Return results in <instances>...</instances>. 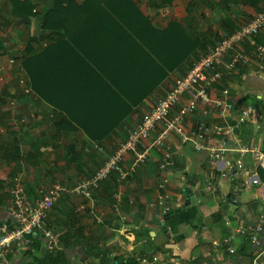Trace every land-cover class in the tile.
I'll use <instances>...</instances> for the list:
<instances>
[{
    "label": "crops",
    "instance_id": "obj_1",
    "mask_svg": "<svg viewBox=\"0 0 264 264\" xmlns=\"http://www.w3.org/2000/svg\"><path fill=\"white\" fill-rule=\"evenodd\" d=\"M129 1L136 9L126 0H0V222L10 219V178L19 177L33 198L56 182L71 190L46 219L62 248L49 250L39 235L0 264H264V238L257 244L238 231L264 214V69L256 61L264 31L255 45H242L244 61L210 90L215 98L231 91L237 108L230 119L199 101L161 144L153 141L165 120L136 151L124 153L125 179L114 172L90 195L72 191L126 141L175 79L264 10V0ZM39 35L44 39L32 40ZM139 50L146 55L137 60ZM42 51L45 95L59 92L58 84L50 86L58 73L49 65L53 51L62 75L76 66L77 79L105 81L129 104L107 137L92 139L33 89L23 63ZM193 101L188 91L180 104ZM166 153L171 164L163 168Z\"/></svg>",
    "mask_w": 264,
    "mask_h": 264
},
{
    "label": "built area",
    "instance_id": "obj_2",
    "mask_svg": "<svg viewBox=\"0 0 264 264\" xmlns=\"http://www.w3.org/2000/svg\"><path fill=\"white\" fill-rule=\"evenodd\" d=\"M261 31H264V10L239 28L225 34L207 49L184 75L175 79L165 95L154 102L149 115L143 119L142 123L129 131L126 141L102 163L88 180L81 182L72 191L90 195V189L96 188L102 180L114 172L119 173L121 180L125 179L130 171H124L122 168L124 153L136 151L142 138L149 136L156 123L165 120L168 122L167 128L153 141L154 145L161 144L171 129H176L185 116L193 112L199 101L214 105L223 119H230L237 108V102L231 95V91L224 88L221 95L215 98L210 90L221 82L224 73L233 72L244 61L242 45L246 42L255 45L254 38ZM256 47V61L259 68L263 70L264 42ZM188 91L194 94V101L188 105H181V99ZM138 155L141 159L145 157L144 154L139 153ZM170 164V154L166 153L162 167L166 168ZM70 191L67 186L56 182L48 187L41 186L33 198L27 194L19 177L9 179L10 219L0 222V262L4 261L9 254H14L19 249L28 246L39 235L44 236L49 250L57 251L62 248L59 234L47 227L46 219L62 196ZM114 197V209L118 210L122 195L118 192ZM162 203L160 201V204ZM82 208V205L78 206V210ZM98 221L101 222V219ZM238 231L241 234L251 233L252 241L259 244L264 238V214L260 215L258 223L240 226Z\"/></svg>",
    "mask_w": 264,
    "mask_h": 264
},
{
    "label": "trees",
    "instance_id": "obj_3",
    "mask_svg": "<svg viewBox=\"0 0 264 264\" xmlns=\"http://www.w3.org/2000/svg\"><path fill=\"white\" fill-rule=\"evenodd\" d=\"M126 2L128 6L136 9L132 1L126 0ZM142 19L145 20L143 15ZM35 39L39 41L44 37L39 35V37L32 38L33 41ZM156 48L154 47L151 50L154 51ZM192 49H194V46L191 47ZM26 54H29V48L26 50ZM48 54L50 57L49 65H54V68L58 70L57 77L53 78L50 86L58 84L56 88L59 89V92L45 95V89L48 86L46 51H42L34 58L28 56L23 63L33 89L47 98L55 107L65 112L66 116H69L80 125L92 139L101 140L107 137L128 113L129 104L105 81L92 80L88 82L87 80L77 79L82 74L76 66H73L70 70L73 73L62 75V60L59 58L58 62H55L53 51H49ZM145 55V51L141 52L139 50L135 58L138 60L141 56L145 57ZM138 66H141V64L139 63ZM78 71H80L79 74ZM64 76L66 79L63 78ZM62 82L64 85H62Z\"/></svg>",
    "mask_w": 264,
    "mask_h": 264
}]
</instances>
